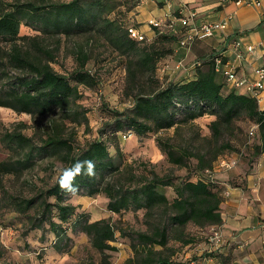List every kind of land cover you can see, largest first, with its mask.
Wrapping results in <instances>:
<instances>
[{"label":"trees","instance_id":"1","mask_svg":"<svg viewBox=\"0 0 264 264\" xmlns=\"http://www.w3.org/2000/svg\"><path fill=\"white\" fill-rule=\"evenodd\" d=\"M47 1L0 0V47L3 48L5 43L8 64L23 70L20 76H8L9 72L3 71V77L0 76L3 81L0 107L33 117H47L77 101L81 86H95L98 74L93 69L85 68L89 61L86 53L82 50L79 52L80 66L68 76L53 68V52L45 49L42 43L44 34L70 36L82 27L86 29L94 20H102L103 29L117 31L113 33L114 45L123 54L136 57L128 65L131 93L139 86L135 79L138 74L146 76L151 86L149 90L143 89L132 95L135 100L131 111L110 112L113 120L105 123L100 130V138L87 141L79 148L75 147L72 139L63 137L59 128H52L46 134L44 144L39 149L32 145L31 137L23 134L8 132L3 136V140L10 145L16 144L12 150L20 154L22 160L17 162L16 168L10 166L9 162H0V177L4 173L13 174L31 168L35 165L34 157L45 151L60 155L64 163L55 183L37 196L41 201L36 210L41 217L29 229L40 230L48 226L57 237L51 247V251L56 252L55 249L62 248L63 240H69V230L79 225L96 250L116 253L119 251L118 243L127 235L125 230L117 226L111 216L89 221L83 214V207L71 202L75 196L93 198L103 194L108 199L107 206L112 214L143 211L146 217H150L157 208L171 214V227L155 226L151 233L138 234L140 245L130 246L137 253H142L138 257L128 255L124 264H200L203 258L215 256L224 243L219 247L215 245L211 239V228L223 223L221 204L226 195L224 182L213 176L217 168L226 170L221 167L222 161L218 156L221 151L235 149L232 144H221V151L209 159L210 153L201 148L191 151L190 147L183 145L176 147L171 143L172 138L156 136L158 147L171 163L186 166L191 158L197 159L193 173L195 180L188 177L176 180L170 175L160 176L152 171L150 177L142 176L138 184L118 186L111 180L120 167L117 157L123 155L119 134L127 138L129 134L143 137L154 132L158 135L162 130L173 128L178 132L181 125L193 124L200 118L211 116L214 120L209 127L218 142L225 130L232 133L238 129V122L251 124L245 133L250 141H255L252 142L255 156L264 152V108H261L259 99L250 92H240L239 88L227 83L223 75L216 72V60L221 58L224 62L225 58L219 52L197 60L194 78L185 77L179 68L175 69L177 73L171 78H164L160 71L168 66L165 59L171 56L184 37L185 30L182 28L178 29V33L170 29L162 32L154 30L152 39L140 41L132 38L128 32L130 27H138L135 22L124 20L123 26H117V17L111 20L103 16V0H71L50 4ZM141 1L135 0L131 11ZM28 30L38 35H28ZM145 41L151 42L145 44ZM170 41L175 44L173 51L160 46ZM26 42L31 43V48L24 47ZM33 50L39 53L34 54ZM178 115L182 117L178 118ZM254 125L257 127L250 134ZM214 160H217V167L212 164ZM86 161L94 163L93 175H85ZM252 162L250 159L249 163ZM77 163L83 167L80 174L70 181L71 190L62 189L60 179L64 171ZM235 180L230 178L228 182L235 184ZM131 181H134V176ZM81 190H85L86 194L78 195ZM168 193L173 196L170 197ZM34 199L17 202L18 211L26 213L34 204ZM25 217L31 221L34 219L27 214ZM190 226L191 230L188 231ZM171 241L177 242L178 248L170 247ZM199 250H202L201 255H197ZM172 254L178 258L171 259Z\"/></svg>","mask_w":264,"mask_h":264},{"label":"rangeland","instance_id":"2","mask_svg":"<svg viewBox=\"0 0 264 264\" xmlns=\"http://www.w3.org/2000/svg\"><path fill=\"white\" fill-rule=\"evenodd\" d=\"M70 1L48 0L47 4ZM103 1L105 4L103 16L111 20L117 17V26H123L124 20H131L140 29L141 25L139 26L134 14L136 11L135 9L131 11L135 0ZM103 25L102 20H94L86 29L82 27L80 31L70 36L64 34L48 36L44 34L43 38L45 39L42 43L45 49L53 52L54 59L51 61V65L56 71L71 76L80 66L78 55L82 50L89 57L85 68L93 69V72L96 71L98 82L95 86H81L80 98L77 101L64 109L56 110L47 117H33L26 113L19 114L10 108L0 107V162H9L10 166L16 168L17 162L22 160L20 159L22 156L12 150L16 144L11 143L10 145L3 140V136L8 132L31 137L32 145L39 149L44 144L46 134L52 128H59L62 130L63 137L72 139L75 147L79 148L87 141L100 138V130L105 127L106 122H112L113 115L111 114L114 110L131 111L135 100L133 94L143 89H150L151 84L147 82L146 76L138 74L135 79H137L139 86L135 87L134 93H131L128 65L136 57L123 54L112 41L113 33L117 31L110 32V30L103 29ZM143 30L142 33L144 36L146 35V39L150 40L154 37L155 34L152 35V30ZM26 34L38 35L32 30H28ZM145 42V44H149L151 41ZM30 45V42H26L24 47L26 49L31 48ZM3 46V48L0 47V62L2 63L0 76L3 77V71L9 72L8 76L22 75L23 70H18L8 64L7 51L5 50L8 48L5 43ZM160 46L170 48L173 51L172 48L175 44L170 41L164 42ZM33 51L34 54L39 53ZM178 57L173 51L171 56L165 59L168 62V68L164 72L162 69L160 71L164 78H171L169 74L177 67L175 64ZM2 84L3 81L0 79V88ZM242 92L246 93L245 90ZM75 112L79 113L76 114ZM181 117L178 115V118ZM213 120V117L205 116L193 124L181 125L178 132L173 128L162 130L158 135L154 132L143 137L129 134L127 138H124L123 134H119L123 155L117 157L120 167L111 181L118 186L138 184L142 176L150 177L152 171L160 176L170 175L176 180L183 177L195 180L193 173L197 159L191 158L186 166H177L171 163L158 147L155 140L156 136H162L165 139L172 138L171 143L176 147L183 145L190 147L191 151L201 148L207 154L210 153L208 154L209 159H212L213 154L217 151H221L219 148L221 144L228 142L235 149L221 151L218 159L229 163L231 168L225 170L224 173H219L221 169L217 168V173L213 177L219 181H224V178L236 176L240 168L245 172L250 168V164L245 163L240 167L236 165H239L240 159L248 158L249 161L254 156V146H252L254 143L252 142L255 141H250L249 136L245 133V131L248 132L251 124L238 122V129L232 133L225 130L218 142L209 127ZM217 160L212 162L214 167ZM244 161L247 162V159ZM33 162L35 165L29 169H22L13 174L4 173L0 177V264H124L128 255L138 257L142 253L138 252V254L130 246L131 244L140 245L138 234L151 233L155 226H172L171 214H165L158 208L150 217H146L143 211L112 214L107 206L108 199L103 194L93 198L81 196L86 197L83 199L75 196L77 199L73 198L71 202L83 207L85 212L82 213L87 216L89 221L93 222L111 216L115 224L123 228L127 235L120 241L121 243H118V252L113 254L110 252L101 253L93 247L90 238L78 225L69 230V240L62 241V248L55 249L57 253L53 252L51 247L54 246L57 237L50 231L49 227L45 225L44 229L40 230L29 228L34 223H38L41 217V215H37L36 210L39 201H41L37 199V196L41 191L48 189L55 183L64 163L60 155L46 151L38 153ZM132 176H134L133 182L131 181ZM256 179L258 178L256 177ZM83 194H86L85 190H81L78 195ZM168 194L170 197L173 196L172 193ZM29 199H34V204L30 210L26 213L18 211L17 202ZM50 201L54 200L50 199ZM26 214L33 216V221L26 218ZM187 230H191V226ZM171 246L177 247V242L171 241ZM156 248L160 247L157 246ZM169 253L167 252V254ZM170 258L176 259L178 256L172 254Z\"/></svg>","mask_w":264,"mask_h":264},{"label":"crops","instance_id":"3","mask_svg":"<svg viewBox=\"0 0 264 264\" xmlns=\"http://www.w3.org/2000/svg\"><path fill=\"white\" fill-rule=\"evenodd\" d=\"M190 10L197 13L193 24L228 20V26L213 37L197 38L190 49L175 47L179 56L175 65L182 63L179 69L185 77L194 78L197 60L219 52L225 57V65L234 67L238 77L256 80L257 70L264 67V47L260 45L264 44V0L260 5H238L236 0H142L134 14L140 31L152 30L153 35L151 21L171 20L179 27L180 12ZM248 46H255V52L249 53ZM175 69L169 75L177 73ZM242 90L248 92L246 87L239 88ZM259 104L264 108V85L259 90ZM251 159V164L248 159L247 162L240 159L236 165L247 163L249 169L244 172L240 168L236 176L222 181L227 194L221 204L223 223L218 228L224 246L215 256L203 258L200 264H264V152ZM230 178L236 179L235 184L228 182ZM201 254L199 250L197 255Z\"/></svg>","mask_w":264,"mask_h":264},{"label":"built area","instance_id":"4","mask_svg":"<svg viewBox=\"0 0 264 264\" xmlns=\"http://www.w3.org/2000/svg\"><path fill=\"white\" fill-rule=\"evenodd\" d=\"M262 0H236L238 5L240 4H248V5H260ZM181 15L177 18L179 22V27L173 21H164V20H153L150 22V26L154 30H158L162 32L166 29H170L173 33H178V29H184V37L179 42V47L190 49L191 45L194 41L199 37H213L217 31L225 30L228 26V20L223 21H213V22H204L202 24H193L191 23L197 16V13L190 10L188 13L180 12ZM129 35L132 38L137 40H145L146 35L140 31L138 27H130L128 29ZM261 47H264V44H260ZM247 50L249 53H254L256 50L255 46H248ZM240 55V53H239ZM241 56V55H240ZM182 63H178L177 69L181 68ZM166 68L163 69V72L166 71ZM216 72L221 73L227 83L230 85L241 88L246 87L247 91L257 96L259 99V90L263 88L264 85V67H261L257 70V79L254 81H249L246 78H240L237 76L236 70L234 67L225 65L221 58L216 60ZM257 125H254L251 129L250 134H253L254 129H256ZM221 167L225 168L226 170L230 169L231 166L226 161H222ZM227 192H225V195ZM211 239L218 247L224 243V238L221 233V230L217 226H213L211 228Z\"/></svg>","mask_w":264,"mask_h":264},{"label":"clouds","instance_id":"5","mask_svg":"<svg viewBox=\"0 0 264 264\" xmlns=\"http://www.w3.org/2000/svg\"><path fill=\"white\" fill-rule=\"evenodd\" d=\"M87 164V172L85 175H93L94 174V163L91 161L84 162ZM83 165L81 163H77L73 168L66 169L60 179V187L62 189H70V181L74 179V177L81 172V168Z\"/></svg>","mask_w":264,"mask_h":264}]
</instances>
